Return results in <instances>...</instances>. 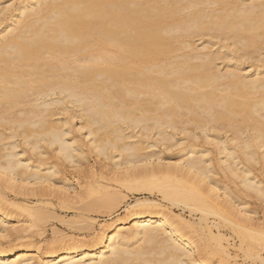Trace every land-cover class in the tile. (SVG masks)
I'll return each mask as SVG.
<instances>
[{
  "label": "bare ground",
  "instance_id": "1",
  "mask_svg": "<svg viewBox=\"0 0 264 264\" xmlns=\"http://www.w3.org/2000/svg\"><path fill=\"white\" fill-rule=\"evenodd\" d=\"M18 2L0 6V264H228L221 223L264 233L246 199L264 200V0ZM84 146L103 165L69 178L93 167ZM115 183L167 205L94 230ZM60 209L91 238L34 244Z\"/></svg>",
  "mask_w": 264,
  "mask_h": 264
},
{
  "label": "rangeland",
  "instance_id": "2",
  "mask_svg": "<svg viewBox=\"0 0 264 264\" xmlns=\"http://www.w3.org/2000/svg\"><path fill=\"white\" fill-rule=\"evenodd\" d=\"M7 1L9 2L10 0H0V6L1 7H3V5H5V6H7L8 5V7H9V5L11 4V6L9 7V9H8V11H7V14H9L11 11H13V9L14 8H16V6L18 5V0H11L10 2V4H8L7 3ZM20 1V0H19ZM4 2H5V4H4ZM6 3H7V5H6ZM77 121V119H75L74 120V122H76ZM77 136H79V137H81L80 135H78L77 134ZM84 149L86 150V151H89V149L88 148H86L85 146H84ZM90 152V151H89ZM48 155V156H47ZM46 156V157H45ZM45 156H43V157H45V159H47V161H49V160H54L55 161V157H54V155L52 154V152H48ZM88 156H89V159H90V161L93 163L92 164V168H89V166H85V165H83L82 166V171H81V169H76V168H74V169H72L73 167H66L67 169H69V170H67L66 168H65V173H66V175L70 178L72 175H74V176H76L75 178H78L79 180H81V178H82V176L83 175H89V173H91V171H95V173H97V171L99 172V170L101 169V166H100V164H102L101 162H99V161H102V159L100 158V157H97L94 153H92V152H90L89 154H88ZM51 157V158H50ZM53 157V158H52ZM99 159V160H98ZM95 160V161H94ZM50 162H52V161H50ZM103 165V164H102ZM85 166V167H84ZM86 168V169H85ZM83 169H84V171H83ZM73 170V171H72ZM76 170V171H75ZM79 170V171H78ZM87 170V171H86ZM69 171H71V172H69ZM77 171H78V173H77ZM86 171V172H85ZM89 171V172H88ZM79 172H81V173H79ZM71 173H73V174H71ZM71 175V176H70ZM77 175H79V176H77ZM81 177V178H80ZM84 177V176H83ZM85 179V178H84ZM83 178H82V180H84ZM73 181H74V179H72ZM237 182V181H236ZM232 184V183H231ZM230 184V185H231ZM234 184V183H233ZM83 186H85L86 187V184L85 183H82V187ZM115 186V187H114ZM233 187V186H232ZM113 188H116V190L115 191H117L118 193H120V197H118V201L116 200V203H115V205H113L111 208H106V207H104V206H96V207H94L95 209H93V210H91L90 212H85L86 214H85V216L86 215H88V216H86L85 218H87V220L89 221V222H91L92 223V221H93V225H92V227H93V229L94 230H98V228L101 226V225H103V224H105V223H107V222H109V221H111V219H114V218H116V217H121V216H123L125 213H126V206L130 203V204H132L136 199H143V198H150V199H153V200H156V201H158L159 203H161L162 205H167V203L164 201V200H162V198H161V196H160V194H158L157 192H155L154 194H145V195H143V194H136V193H132V192H130V191H126L125 190V188L123 189V186H120V184H114L113 185ZM118 188L120 189V190H118ZM11 193V192H10ZM252 194V193H251ZM10 195H12V193L10 194ZM250 197V196H249ZM252 198H246L248 201H249V205H250V207L252 208V209H254V211H255V213H254V217H255V220H257L256 221V223L258 224V226L257 227H259V228H263V226H264V220H262V222L261 221H259V223L260 224H263V225H260L259 223H258V219L259 218H261V219H264L263 217H264V200L262 199V201H260L261 199H259V200H257V201H255V199H256V197L255 196H251ZM253 197L255 198V199H253ZM120 198V199H119ZM252 200V201H251ZM260 201V202H259ZM256 204H255V203ZM253 205H251V204ZM36 205L37 203H35V202H31L30 203V205ZM56 204V203H55ZM54 204V205H55ZM119 204V205H118ZM259 204V205H258ZM248 205V206H249ZM256 205V206H255ZM263 205V206H262ZM56 207H53V208H56V209H58L59 210V207L57 208V206L58 205H55ZM115 206V207H114ZM259 206V207H258ZM249 207V208H250ZM256 207H257V210H256ZM261 210H259V209ZM62 210L60 209V212H61ZM64 211V210H63ZM257 211V212H256ZM59 211H58V213L57 214H55L56 215V218H54V219H51L50 218V220L48 221V222H44V224H41L40 226H32V227H30V228H28V233H31L35 238H36V240H32L33 242H34V244L35 243H38V244H40V245H42V246H46V245H48V244H50L51 242H52V240L56 237V236H58V235H60V234H63V235H67V236H74V237H78V238H80L81 236V238L82 239H88V237H89V239L91 238L90 236H92L93 234H91V235H89L88 236V234L91 232H93V229L90 231H84V230H81L82 232H80L79 230V232H77V230L75 231V230H72L73 228L72 227H70L69 225H71V226H74V224L73 223H69L67 220L69 219V220H71V217L74 219V217L72 216V213H69V214H65V213H60ZM174 213H176V214H180V212H181V215L185 218V219H188V220H191V221H197V219H198V217L200 216V214H199V212H195L194 214H191V215H189V213H188V211H180V210H175L174 209V211H173ZM263 212V213H262ZM173 214V213H172ZM256 214H258V219H256L257 218V215ZM256 215V216H255ZM260 215V216H259ZM262 216V217H261ZM207 217H208V221L210 220H218V218H214L215 217V215L213 216L212 214H208L207 215ZM60 218V219H59ZM261 219H259V220H261ZM59 220H62V221H59ZM67 222V223H66ZM73 224V225H72ZM128 225H130L129 223H127L126 224V226H128ZM224 225V226H223ZM223 225H222V223L219 225V226H221V228L220 227H218V230H219V232L221 233V234H223V237L225 238V239H227V241L225 240V241H221V242H223L222 243V245H227L228 244V251H229V255H230V262L228 263V264H251L252 262H253V258L257 255V254H260V255H262V256H264V233H256V234H254V236H253V238H254V240H252V239H248V240H244L245 242H244V244H241V242H239L240 241V238H239V235L237 234V232H235V231H233L232 229H230L231 228V226L230 225H228V223H226V225H225V223H223ZM228 225V226H227ZM224 228H223V227ZM37 227V228H36ZM226 227V228H225ZM229 227V228H228ZM71 228V229H70ZM216 229V228H215ZM214 228H213V231L215 232V233H217V230H215ZM30 230V231H29ZM53 230V231H52ZM231 231H233L234 233H232ZM86 232V233H85ZM89 232V233H88ZM41 234L40 236L38 235V234ZM88 233V234H87ZM234 234V235H233ZM236 235V236H235ZM257 238H256V237ZM195 237H197V236H195ZM260 237V238H259ZM237 238V239H236ZM259 238V239H258ZM88 239V240H89ZM249 240H250V242H249ZM258 240H260V242H262L263 241V243H259V241ZM255 241V242H254ZM226 242H227V244H226ZM247 242V243H246ZM230 243V244H229ZM242 243H243V241H242ZM241 244V245H240ZM232 245V246H231ZM240 245V246H239ZM246 246V247H245ZM234 247V248H233ZM244 247V248H243ZM261 247V248H260ZM258 250H257V249ZM260 249V250H259ZM239 250V251H238ZM245 250V251H244ZM251 251H252V253H251ZM255 251V252H254ZM258 251H260V252H258ZM246 252V253H245ZM246 254V255H245ZM248 256V257H247ZM244 257V258H243ZM234 258V259H233ZM249 258V259H248ZM215 259V260H214ZM220 259V258H219ZM218 258H217V256H215L214 258H213V262H212V264H226V262H222V263H220L221 261V259L219 260ZM217 260V262H215ZM219 260V261H218ZM234 261V262H233ZM215 262V263H214ZM245 262V263H244Z\"/></svg>",
  "mask_w": 264,
  "mask_h": 264
}]
</instances>
